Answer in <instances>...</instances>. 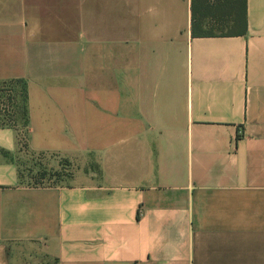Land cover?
Instances as JSON below:
<instances>
[{
    "label": "crops",
    "instance_id": "obj_1",
    "mask_svg": "<svg viewBox=\"0 0 264 264\" xmlns=\"http://www.w3.org/2000/svg\"><path fill=\"white\" fill-rule=\"evenodd\" d=\"M192 6L0 0V87L25 94L0 264H264V0L245 35L193 36ZM25 153L75 170L28 184Z\"/></svg>",
    "mask_w": 264,
    "mask_h": 264
},
{
    "label": "rangeland",
    "instance_id": "obj_2",
    "mask_svg": "<svg viewBox=\"0 0 264 264\" xmlns=\"http://www.w3.org/2000/svg\"><path fill=\"white\" fill-rule=\"evenodd\" d=\"M213 29V28H212ZM225 31V27H216L214 32ZM25 94L24 87L21 83H9L0 87V124H16L18 122L21 128H24L25 122ZM19 144L23 147L27 145L25 133L21 135ZM17 162L21 167L22 177L28 184L32 185H54L66 184L68 179L73 175L71 164L60 161L61 169L57 168V163L53 164L51 160L34 157L28 153L18 156ZM59 162V160H57Z\"/></svg>",
    "mask_w": 264,
    "mask_h": 264
},
{
    "label": "trees",
    "instance_id": "obj_3",
    "mask_svg": "<svg viewBox=\"0 0 264 264\" xmlns=\"http://www.w3.org/2000/svg\"><path fill=\"white\" fill-rule=\"evenodd\" d=\"M192 11L195 37L215 36V26L229 28L225 23L231 26L227 33L221 30L222 36L247 33V0H193ZM207 19H212L216 25L205 26Z\"/></svg>",
    "mask_w": 264,
    "mask_h": 264
}]
</instances>
